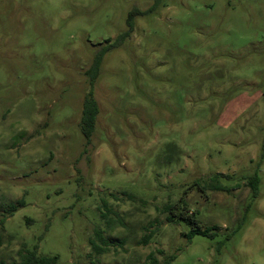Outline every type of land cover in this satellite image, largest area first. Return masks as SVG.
<instances>
[{
	"label": "rangeland",
	"instance_id": "rangeland-1",
	"mask_svg": "<svg viewBox=\"0 0 264 264\" xmlns=\"http://www.w3.org/2000/svg\"><path fill=\"white\" fill-rule=\"evenodd\" d=\"M154 2L0 0V261L37 247L56 264H145L156 251L160 263L264 264V0H161L91 86L96 51ZM216 173L226 190L201 189ZM183 195L213 237L167 221ZM95 230L114 243L100 254Z\"/></svg>",
	"mask_w": 264,
	"mask_h": 264
},
{
	"label": "trees",
	"instance_id": "trees-1",
	"mask_svg": "<svg viewBox=\"0 0 264 264\" xmlns=\"http://www.w3.org/2000/svg\"><path fill=\"white\" fill-rule=\"evenodd\" d=\"M160 1L161 0H155L154 4L145 12H141L137 9L131 10L126 17V25L128 27V30L119 34L113 42L107 40L106 44L96 51L91 66L84 72V75L89 79L91 86L93 85V82L97 77L103 56L108 51L120 46L125 40V38L129 36V34L133 30L134 18L136 16H143L146 13H150L154 11L157 5L160 3ZM98 112H99L98 105L93 97V91L91 88V90L88 93H86V95L84 96L82 102L81 116L79 121L80 133L82 134L85 140H89L91 134L94 131ZM263 158H264V143L262 145V151L260 154L258 165L262 163ZM225 178H227V175L216 173L213 176H211L208 180H206L208 182L201 189L203 190L207 189L216 192H224L226 190V187L221 184L220 179H225ZM211 180L214 181V184L210 183ZM259 182L260 179L257 176V172L247 180V185L251 189L252 191L251 193L253 197H255L258 192ZM183 197L184 195L180 197L178 200V203L181 208L179 213L174 212L179 207L176 208L175 205L173 204H167L164 206V211L167 214L169 213V215L167 216V221L174 222L176 219H180L186 224L190 225L191 229L187 233H184V236L187 237L189 240L195 235L213 237L216 234L214 229L213 230L201 229V227L198 225L196 216L183 212V211L185 212L188 211L187 209H185L186 202ZM129 198L131 199L132 196ZM20 205H23V203L19 201H17V203L15 204H10V207L7 212L9 214H12ZM246 212L247 211L244 212V216ZM243 223H244V217L238 222L237 226L234 228L233 231L227 233L226 239L229 240L230 238H232V236H234V234L241 228ZM94 238L96 241H93L91 239L89 242L92 249L98 254L103 253L107 247L114 245L113 242H110L103 237L101 230H95ZM148 240H149V236H146L143 239V243L146 244ZM96 242H98V244ZM155 254H161V251L149 253L146 258L145 264H169V262L174 258L173 255L169 256L162 263H160L157 257L155 256ZM18 257H19L18 261H11L9 263L0 261V264H56L58 260L57 256L38 255L37 247H33L32 249H27L26 247H24L20 249L18 251Z\"/></svg>",
	"mask_w": 264,
	"mask_h": 264
}]
</instances>
